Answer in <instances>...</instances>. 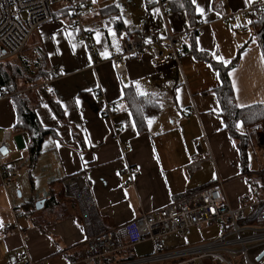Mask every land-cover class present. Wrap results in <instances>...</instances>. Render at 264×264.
Segmentation results:
<instances>
[{"label": "crops", "instance_id": "0c3cea01", "mask_svg": "<svg viewBox=\"0 0 264 264\" xmlns=\"http://www.w3.org/2000/svg\"><path fill=\"white\" fill-rule=\"evenodd\" d=\"M169 1L171 33L198 22L202 25L195 37H185L179 46L186 52L179 66L159 67L146 51L129 59L121 75L111 61L121 52L126 34L150 41L151 30L157 27L165 37L160 9L147 0H92V12L83 24L96 43L97 64L68 16L41 25L32 35L29 64L56 75L39 81L33 94L36 115L51 134L32 161L28 135L15 129L18 114L12 95L0 100V126L12 130L14 141L26 150L23 158H14L19 171L10 184L16 188L6 190L0 181V228L14 225L0 235V264L12 263L14 255L25 249L34 262H75L87 235L76 200L65 195L63 183L72 176L87 178L107 230L220 181L234 207L251 193L249 177L259 173L250 166L243 172L240 148L221 116L216 94L221 77L212 63L228 66L247 46L228 72L236 104L241 109L264 104V54L250 26L252 20L243 14L262 0ZM184 1L192 7L194 21L181 7ZM231 17L235 20L223 23ZM27 62L23 64L28 67ZM129 88L157 106L145 132L138 131L124 101ZM112 103L116 105L112 118H104L106 105ZM238 129L245 132L241 123ZM198 157L204 161L191 173L188 165ZM134 169L139 174L132 175ZM127 184L129 190L124 188ZM261 199L264 194L256 200ZM40 201H45L44 207L37 210ZM219 226L220 235L224 228ZM200 230L185 240L188 245L199 244L189 239ZM128 251L125 257L139 258L150 254L153 246L146 242Z\"/></svg>", "mask_w": 264, "mask_h": 264}, {"label": "built area", "instance_id": "2783aa9c", "mask_svg": "<svg viewBox=\"0 0 264 264\" xmlns=\"http://www.w3.org/2000/svg\"><path fill=\"white\" fill-rule=\"evenodd\" d=\"M156 4L165 21L167 32L162 37L161 30L153 27L151 40L138 34H126L121 39V52L115 54L111 61L121 74L126 72V62L138 57L146 51L151 52L154 62L159 67L180 65L185 50L180 48L185 37L200 32L202 25L184 29L181 33H171L167 25L170 13L169 0H147ZM92 0H0V63L8 58L20 55L29 44L34 32L43 24L55 19L57 5L67 11L68 18L79 28L80 39L96 60V43L92 33L85 28L83 19L92 12ZM264 9V0L257 6H251L244 15L251 20ZM234 17L222 19L228 25ZM249 32L248 27H242ZM0 100L7 98V91L0 93ZM116 109L114 103L106 105L102 114L104 118H112ZM13 131L5 129L0 138V181L6 190L15 189L10 181L18 176L19 164L13 157L11 143L14 141ZM210 159L211 156L209 154ZM203 157L194 159L188 169L196 172ZM138 169L132 175L139 174ZM65 195L75 199L83 220L87 235L85 247L78 252L71 264H264V199L244 198L234 207L231 205L224 184L220 181L200 192L188 195L175 201L158 212L144 214L139 219L107 230L96 207L87 178L84 175L69 177L64 181ZM125 190L130 185H125ZM258 210L259 213H256ZM213 225L223 226V232L215 239L196 245H188L185 241L194 230ZM14 229L8 224L0 228V235H6ZM150 242L153 251L139 258L121 261L117 257L126 250L137 245ZM116 258L115 262H107ZM10 264H49L46 261L34 262L25 249L14 255Z\"/></svg>", "mask_w": 264, "mask_h": 264}, {"label": "trees", "instance_id": "16d2710c", "mask_svg": "<svg viewBox=\"0 0 264 264\" xmlns=\"http://www.w3.org/2000/svg\"><path fill=\"white\" fill-rule=\"evenodd\" d=\"M181 7H184L190 16V19L194 21L195 18L192 7L185 1ZM250 26L254 32V36L258 39L264 54V9L257 13L256 18L252 20ZM195 35L196 34H194L193 37H195ZM246 47L247 46H243L239 49L236 58L228 66L212 63L219 71L221 77V86L216 89V94L220 100L222 108L221 116L226 123L227 129L240 148L244 173L249 171L248 152L254 143L255 137L252 130L259 125L264 128V104L244 109L239 108L236 104L234 89L228 76L229 70L237 66L240 56L242 52L246 50ZM202 57L205 58L206 56L202 55ZM2 63L3 62L0 63V89L7 91L14 99L18 114V123L15 129L28 135V150L31 160L35 161L41 152V146L45 138L50 135L51 132L42 127L36 115V107L34 106L37 101L36 97L27 93H21V90H17L16 88V79H21L24 72L21 68L16 67L13 64L9 63L8 65L3 66ZM55 76V74L47 73L44 68H39L34 79L36 82L41 80L46 81ZM124 101L128 104V108L133 115L138 131H147L149 119L157 110L156 104L149 103L146 97L137 95L133 88H129L125 91ZM240 123L245 129L244 133H241L238 129ZM261 181H263V184L259 187V190L263 191L264 194V176ZM259 211L260 210L256 213H259ZM128 250L121 253L117 258L121 261L134 259L135 257L132 255L125 257V253L129 252ZM116 260V258H111L108 259L107 262H115Z\"/></svg>", "mask_w": 264, "mask_h": 264}, {"label": "rangeland", "instance_id": "374dc122", "mask_svg": "<svg viewBox=\"0 0 264 264\" xmlns=\"http://www.w3.org/2000/svg\"><path fill=\"white\" fill-rule=\"evenodd\" d=\"M98 1V0H96ZM63 6L62 5H57L54 8L56 9V15L55 19L59 17H66L68 16L67 11H60ZM30 43L24 49V51L13 58H8L6 59L2 65H8L13 64L16 67L21 68V70L24 72L23 76L21 79H16V88L17 90H21L22 92L25 93H31V95L35 94V91L40 88V83L35 81L34 77L36 75V72L39 70L36 67H34L31 64H29V60L31 58L30 56ZM28 60V67L26 64H23L24 61ZM30 60V61H31ZM33 79V82H32ZM4 127L2 125L0 126V138L2 136V132ZM254 137V143L249 149L248 152V158H249V166L252 168L254 171H258V175H251L249 177L250 179V187L251 193L246 197V198H251L253 200H256L259 198L261 195H263V191L259 190V187L263 184L262 177L264 176V128L262 126H256L252 130ZM26 140V138H25ZM11 147L13 150V156L15 159L18 158H23L26 155V150L24 148L19 147L17 142H12ZM221 229L219 225H213L211 227H203L200 231H195V234L189 239V242H207L210 240H213L219 236ZM172 264H177L173 262ZM207 264H215L213 262H208Z\"/></svg>", "mask_w": 264, "mask_h": 264}, {"label": "water", "instance_id": "95a60500", "mask_svg": "<svg viewBox=\"0 0 264 264\" xmlns=\"http://www.w3.org/2000/svg\"><path fill=\"white\" fill-rule=\"evenodd\" d=\"M44 203H45V201H40V202L36 203V209L41 210L44 207Z\"/></svg>", "mask_w": 264, "mask_h": 264}]
</instances>
